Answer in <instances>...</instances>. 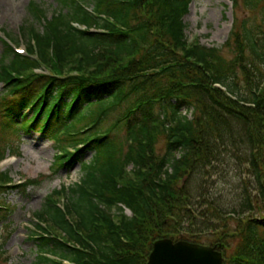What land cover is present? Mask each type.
<instances>
[{
	"label": "trees",
	"instance_id": "16d2710c",
	"mask_svg": "<svg viewBox=\"0 0 264 264\" xmlns=\"http://www.w3.org/2000/svg\"><path fill=\"white\" fill-rule=\"evenodd\" d=\"M57 1L48 18L32 0L35 45L0 58V149L27 128L56 142L55 171L92 151L34 213L36 264H146L162 237L264 264V0H229L250 18L223 47L187 40L191 0Z\"/></svg>",
	"mask_w": 264,
	"mask_h": 264
},
{
	"label": "rangeland",
	"instance_id": "374dc122",
	"mask_svg": "<svg viewBox=\"0 0 264 264\" xmlns=\"http://www.w3.org/2000/svg\"><path fill=\"white\" fill-rule=\"evenodd\" d=\"M32 0H0L11 4V9L3 21L0 20V58L4 54V35L18 38L21 28L33 23L41 31V23L30 14L29 4ZM39 3L45 15L50 16L58 11L57 0H34ZM90 7L91 0H85ZM0 8V14L2 9ZM3 12V11H2ZM242 18H250V11L242 5L234 7L229 0H191L183 21L186 24L185 35L188 40H197L203 45L223 47L233 26ZM25 39V38H24ZM226 54V48H223ZM6 87L0 83V95ZM117 110L108 112L104 123H110L116 117ZM189 112L188 115H190ZM31 115L28 111L27 116ZM0 149V157L16 156L11 161L0 163V171H8L12 184H26L7 188L0 192V203L8 206L6 213L0 212V264H36L35 243L30 239V227L34 212L43 207L47 195L64 184L72 186L82 176V163L89 161L92 151L87 150L79 159H73L68 166L51 172L53 159L59 153L56 142L47 137L41 130L19 129L18 135L5 139ZM128 169L131 165L127 166ZM28 178L37 179L38 184H27ZM127 214L131 212L126 211ZM6 214L4 218L1 216Z\"/></svg>",
	"mask_w": 264,
	"mask_h": 264
},
{
	"label": "water",
	"instance_id": "95a60500",
	"mask_svg": "<svg viewBox=\"0 0 264 264\" xmlns=\"http://www.w3.org/2000/svg\"><path fill=\"white\" fill-rule=\"evenodd\" d=\"M146 264H223L214 246L162 237L153 242Z\"/></svg>",
	"mask_w": 264,
	"mask_h": 264
},
{
	"label": "bare ground",
	"instance_id": "6f19581e",
	"mask_svg": "<svg viewBox=\"0 0 264 264\" xmlns=\"http://www.w3.org/2000/svg\"><path fill=\"white\" fill-rule=\"evenodd\" d=\"M1 8V7H0ZM2 11H1V14H0V20L3 21L4 18L9 14L11 13V9H14V7L11 5V4H4L2 3Z\"/></svg>",
	"mask_w": 264,
	"mask_h": 264
}]
</instances>
